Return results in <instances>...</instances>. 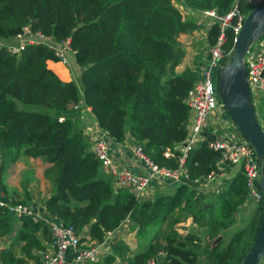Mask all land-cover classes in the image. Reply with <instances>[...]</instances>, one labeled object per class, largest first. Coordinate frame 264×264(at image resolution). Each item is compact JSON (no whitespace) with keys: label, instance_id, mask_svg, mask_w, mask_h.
<instances>
[{"label":"trees","instance_id":"trees-1","mask_svg":"<svg viewBox=\"0 0 264 264\" xmlns=\"http://www.w3.org/2000/svg\"><path fill=\"white\" fill-rule=\"evenodd\" d=\"M177 2L194 12L214 9L223 16L233 0ZM177 5L172 0H0V169L20 155L41 159L51 185L43 200L46 216L77 233L85 227L96 242L112 235L109 252L82 264H113L116 259L146 264L160 253L162 264H238L253 240L262 203L231 230L245 201L240 173H231L216 192L196 189L210 172L218 173L219 154L207 146L213 133H205L187 152L185 184L137 199L111 185L88 149L79 121L66 114L80 100L114 141L127 135L156 165L174 167V146L184 139L188 118L183 98L198 69L175 72L183 56L177 36L199 27L191 16L183 18ZM237 7L244 15L252 8L244 0H237ZM24 25L55 41L68 40L80 67L76 82L60 80L47 67L46 62L58 58L44 44H27L17 55L6 51L2 44ZM218 32L217 21L205 27L203 49L216 41ZM223 38L226 59L233 43L230 27L223 28ZM253 110L264 131V90ZM164 151L170 155L164 157ZM0 191L16 202L27 201V196L7 195L1 184ZM186 219L199 232L192 228L180 235L175 225ZM124 221L135 231L133 251L115 234ZM151 229L153 234L143 239ZM1 241L0 264H40L39 252L52 238L44 220L12 217L0 208Z\"/></svg>","mask_w":264,"mask_h":264},{"label":"built area","instance_id":"built-area-1","mask_svg":"<svg viewBox=\"0 0 264 264\" xmlns=\"http://www.w3.org/2000/svg\"><path fill=\"white\" fill-rule=\"evenodd\" d=\"M244 1L252 8L264 3V0ZM178 8L183 9L186 14H193L197 18L203 19L207 26L217 21L219 32L216 41L205 48L203 62L197 69V78L183 98L188 107V118L185 124L184 139L174 146V149L178 152L175 156V166L156 165L134 142L127 143L126 150L135 158L138 168L130 170L123 167L110 152L111 149L105 138L107 133L94 130L87 131L88 149L98 159L100 169L110 177L111 185L115 189L124 188L137 199L151 198L154 194L152 190L154 185L185 184L187 180L185 165L187 152L205 139V133H207L205 128H210L213 138L207 141V146L219 154L215 164L218 173L210 172L204 178L203 183L212 182L216 177L222 176L226 170L233 169V172H235L234 168H237L236 172L244 178L246 202L251 201L255 205L262 203L263 194L259 188L260 162L256 158L252 146L224 110L217 90L218 70L223 67V62H225V53L222 49L223 28L230 27L234 37L245 15L239 11L237 0H233L228 12L223 16H218L214 9L194 12L184 7L178 6ZM27 44H44L48 46L53 49L59 62L64 66L67 65L65 53L71 51L68 40L55 41L50 36H45L39 32H31L28 25L22 26L10 42L2 45L5 46L9 54L17 55ZM243 64L249 97L254 106L255 101H258L261 92L264 90V40L258 41L247 48L243 57ZM169 155L168 151L163 152L164 157ZM0 208L12 217L35 216V211L30 205L16 202L6 197L1 191ZM36 219H42L46 222L52 238L45 249L39 252L40 264L95 262L106 252H109L111 234L104 235L101 241L96 242L91 240L88 235V237H81L71 226H65L55 218H49L48 220L44 218ZM67 254L70 255L69 260L66 259ZM160 259L159 254H157L148 259L146 264H161Z\"/></svg>","mask_w":264,"mask_h":264},{"label":"crops","instance_id":"crops-1","mask_svg":"<svg viewBox=\"0 0 264 264\" xmlns=\"http://www.w3.org/2000/svg\"><path fill=\"white\" fill-rule=\"evenodd\" d=\"M196 31L203 32L205 34V27L200 26L192 31L191 33H183L179 34L177 36L178 39H181V37L187 36L190 38V41L188 43V48L190 51L189 59L187 63L188 68H195L197 69L198 66L203 62V52L202 47L200 49L199 45L195 40H193V37L195 36ZM12 40V38H11ZM10 40V41H11ZM204 42V41H203ZM204 46V45H202ZM71 55L72 60L73 54L71 51H67L65 53V57L68 60V55ZM47 67H49L56 75L57 77L62 81H69L74 80L76 82V77L78 76L80 72V67L77 66V64L74 62V65H69V68L64 67L60 62L55 61L46 62ZM186 68V67H184ZM182 65H176L175 66V72H180L183 69ZM74 71V73H72ZM66 114L68 116H71L72 118H75L79 121V124L82 126V131H99L104 132L101 130L98 125L96 124L95 120L93 119L92 114L90 113V110L88 107H85L81 104V101L78 100V104L76 106L70 108L67 110ZM85 138L88 140V135H85ZM106 141L111 149V154L114 157L115 160H117L121 166L129 168L130 170H136L138 168V163L136 162L135 158L131 155L129 151L126 150L127 143H134L131 137L125 136L122 142H116L111 137H108L107 134H105ZM46 163L43 162L39 158H33V157H27L20 155L14 162H8L0 169V184L5 187V191L8 193L7 195H10L14 198L22 199L24 196H27L26 204H30V206L34 209L36 212V215L33 217L34 219L40 218L39 216L42 215L43 217L46 216L45 209H44V198L47 197L51 191V185L47 193L43 195V192H40L39 199L38 193H36L37 190H39V180L43 182V169L46 167ZM37 166H40L41 169L37 171ZM36 168V169H35ZM37 171V172H36ZM225 173V174H224ZM231 173H233L232 170H226L223 172V175L216 177L212 182H205L200 183L196 189L210 194L212 192H216L221 188L223 185L222 183L225 182V179L230 177ZM220 179V180H218ZM221 181V183H219ZM36 183H38V187H36ZM222 185V186H221ZM162 189L161 185H154L153 192L156 193L157 190ZM165 189V188H164ZM163 190V189H162ZM167 191V190H165ZM150 198V197H149ZM250 203V202H248ZM251 204V203H250ZM41 217V218H43ZM186 221V220H185ZM180 226L184 224L186 226L189 224V221L179 222ZM128 225L126 221L122 222L119 228L115 231V234L121 238V230H124L125 226ZM183 231V230H182ZM81 237H88L87 235V229L84 227L82 230L78 233ZM126 244L127 236L124 234L121 238ZM93 240V239H91ZM95 241V240H93ZM132 247L135 246L134 242L131 243ZM136 247V246H135ZM70 255L67 254L66 259L69 260ZM101 258V257H100ZM121 262L116 259L113 264H120ZM257 264H264V255L261 258V260Z\"/></svg>","mask_w":264,"mask_h":264},{"label":"water","instance_id":"water-1","mask_svg":"<svg viewBox=\"0 0 264 264\" xmlns=\"http://www.w3.org/2000/svg\"><path fill=\"white\" fill-rule=\"evenodd\" d=\"M263 33L264 3L245 14L233 38L228 59L219 69L217 77V90L224 110L252 146L260 162L259 188L263 194L262 207L253 240L238 264H257L264 255V131L254 114L243 64L247 48ZM214 242L215 240L212 243Z\"/></svg>","mask_w":264,"mask_h":264},{"label":"rangeland","instance_id":"rangeland-1","mask_svg":"<svg viewBox=\"0 0 264 264\" xmlns=\"http://www.w3.org/2000/svg\"><path fill=\"white\" fill-rule=\"evenodd\" d=\"M172 2L173 3H178V5L177 6H180V7H182L183 8V5L181 4V3H179V2H177V0H172ZM180 9V8H179ZM181 11H183V9H180ZM185 11V10H184ZM181 14L183 15V18H185L187 15L188 16H191L192 18H193V20H194V22H195V24H199L200 26H203V27H206L207 25H206V22L203 20V19H199V18H197L196 16H194L193 14H186V13H184V12H181ZM198 28V27H197ZM194 31V30H193ZM189 33H191V32H189ZM204 35L205 34H203V32L201 31V32H198V31H196V33H195V36L193 37V40H195V42H197L198 43V45H199V47H200V49H201V47H202V50H205V49H203V46L202 45H204ZM264 40V33H263V35H261L258 39H256L254 42H252L251 43V45L252 44H255L256 42H258V41H263ZM177 41L179 42V44H180V47H182V50H183V56L181 57V59H180V62H179V65H182L183 66V68L184 67H187V63H188V59H189V54H190V51H191V49L189 50V48H188V43H189V41H190V38L189 37H187V36H184V37H181V39H178L177 38ZM206 48V47H205ZM227 59H228V57L224 60L225 62H223V66L225 65V63H226V61H227ZM67 61V65L66 66H64V67H66V68H69L68 66L70 65H74V62H73V60H72V57H71V55L69 54L68 55V60H66ZM219 71V70H218ZM72 73H74V71H72ZM258 102V101H257ZM257 102L255 101V103H254V106L257 104ZM19 106H22V104L21 103H19L18 104ZM70 109V108H69ZM62 117V116H61ZM205 130H206V132H208V133H210V128H205ZM217 133V132H216ZM86 134H88V132L87 131H82V135H83V137H85V135ZM108 137H110L109 135H108ZM86 139V138H85ZM86 141L88 142V140L86 139ZM88 146H89V142H88ZM36 169V168H35ZM39 169H41L40 168V166H37V171H39ZM36 171V172H37ZM234 171L236 172L237 171V168H234ZM225 172V171H224ZM225 174V173H224ZM43 176V175H42ZM43 182L44 183H42V181L41 180H39V190H37L36 191V193H38V198H37V200L39 199V195H40V192L42 193L43 192V195L45 194V193H47L48 192V190H49V188H50V183L44 178V176H43ZM175 186H176V184H167V185H163L162 186V189L160 188L159 190H157L156 192H168V191H170V190H172V189H174L175 188ZM38 187V183H36V187L35 188H37ZM165 188V189H164ZM165 190H167V191H165ZM155 194V193H154ZM47 197H45L44 198V200L46 199ZM18 199V198H17ZM247 201H249V200H247ZM244 202H246V199H245V201H243L242 203V205L238 208V210L235 212V219H234V223H233V225H232V227H231V230H233V229H235V227H238V226H241V225H243L251 216H253L254 215V209L255 208H257V206L253 203V202H251V201H249L250 203H248V202H246V203H244ZM23 204H26V203H23ZM26 205H30V204H26ZM34 214L36 215V212H34ZM40 218L41 217H43L42 215H40L39 216ZM45 220H48L49 218L47 217V216H45V217H43ZM17 220V219H16ZM189 220L188 219H186V221L185 220H183L182 222H184V223H186V222H188ZM127 222V221H126ZM14 224H17V223H15V221H14ZM190 224V223H189ZM189 224H187L186 226H184V224L183 225H181V226H178V224L177 225H175L176 226V228H177V231L180 233V235H183L186 231H188V230H192V228H193V231H197V232H199L195 227H193V226H191L190 227V225ZM121 225V224H120ZM119 225V226H120ZM191 225H193V224H191ZM119 226H118V228H119ZM153 230L154 229H151V230H148L147 232H144L143 233V235L144 236H142L143 237V239H145L146 238V236L148 235V236H150L151 234H153ZM183 230V231H182ZM120 232H122L121 234V238H122V236L125 234L126 236H127V239H126V241H127V245L129 246V248L131 249V251H133L134 249H135V246L137 245V242H136V236H135V231H134V229H131L130 227H129V225H126L125 226V228H124V230H121L120 229ZM222 240H224L225 241V238H223ZM132 242H134V244H135V246L134 247H132ZM207 242H210V241H207ZM2 241L0 242V247L2 246ZM159 257L160 258H162L163 257V253H160L159 254ZM120 264H124V262H121Z\"/></svg>","mask_w":264,"mask_h":264},{"label":"clouds","instance_id":"clouds-1","mask_svg":"<svg viewBox=\"0 0 264 264\" xmlns=\"http://www.w3.org/2000/svg\"><path fill=\"white\" fill-rule=\"evenodd\" d=\"M234 38V37H233ZM58 62H59V60H57ZM251 100V99H250ZM254 107V106H253ZM262 201H263V199H262ZM262 207V206H261ZM263 257V256H262ZM162 264V263H161Z\"/></svg>","mask_w":264,"mask_h":264}]
</instances>
